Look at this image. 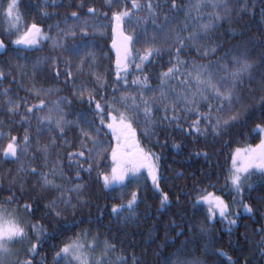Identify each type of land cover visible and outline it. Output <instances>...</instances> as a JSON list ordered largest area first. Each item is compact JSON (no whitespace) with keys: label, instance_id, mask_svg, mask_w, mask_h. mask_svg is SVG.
Segmentation results:
<instances>
[{"label":"trees","instance_id":"obj_1","mask_svg":"<svg viewBox=\"0 0 264 264\" xmlns=\"http://www.w3.org/2000/svg\"><path fill=\"white\" fill-rule=\"evenodd\" d=\"M149 2L152 13L147 7L134 11L132 20H125L124 28L129 35H139V40L132 45L133 57L144 55L150 47H158L161 52L149 56L142 63V71L135 68V64L141 63L139 59L130 61L127 86L122 80H117L110 42L112 13L131 9L130 0H55L54 6L51 0L47 5L45 0H20L23 21L28 25L35 22L43 26L45 32L49 31L48 25L57 21L61 22V28L78 25L79 22L68 18L72 12H77L81 20L89 21L86 34L79 26L73 28L74 37L60 36L53 28L49 34L62 42L63 47L60 48H54L51 40H43L38 48L25 51L12 43L17 35L6 34L8 23L0 16V37L7 44L5 52L0 53V68L6 73L5 78L0 79V130L11 132L18 138L27 131L30 137L28 151L19 153V161L0 156V203L15 194V202L5 206L20 214L26 223L43 229L38 234L31 228L26 229L29 241L37 243L38 247L35 254L29 255L27 249L31 245L26 241L20 260L32 259L33 264H40L41 260L43 264H64L66 261L56 254L65 244L81 241L80 238L85 236L87 239L94 238L97 246H114V250L110 249L104 255V264H119L121 257L124 264H162L164 258L186 240L191 241L187 246L189 254L202 257L206 264H228L226 257L205 252V245L209 244L213 252L222 250L227 253L234 264H264V177L253 174L249 179L253 189L244 190L243 203L252 206L251 214L244 212L239 203H233L237 194L229 182L236 150L255 147L263 139L257 125H264V90L259 84L264 77V0H225L228 11L212 6L220 0H138L142 6ZM89 8L96 9L95 16L89 14ZM44 11L49 13L47 17L43 16ZM216 12H220L221 18L210 20ZM137 18H140L139 23H136ZM210 22L215 26L200 39L197 46H219V51L204 57L185 41L180 58L188 61L189 70L193 60L206 65L214 63L227 52H244L245 58L254 65L251 73L253 80L245 79L241 89L242 102L235 105V110L241 112L239 119L230 121L227 127H220L215 133L203 117L186 111L183 103L177 105L175 112L169 106L165 113L164 102L159 100L161 73L166 72L172 66L170 61L175 60V48L178 46L175 34L181 38L190 32L199 34L202 31L200 25ZM144 32L146 34L140 35ZM153 36L155 40H152ZM73 46H86L82 47V52L94 53L95 60L89 61L85 57L86 62L81 69V58L72 55ZM65 60L69 61L67 65ZM224 63L230 69L234 67L227 59ZM66 67L71 69V77H66ZM96 73L103 77L99 83L95 80ZM145 76L150 87L143 90V95L156 99L155 104H150L153 121L147 126L150 138L142 134L145 125L134 122L133 126L140 146L160 156V187L169 193L171 201L165 209L160 208L151 178L145 172L139 183L132 181L125 188L117 185L104 188L98 172L110 171V149L116 145L115 137L107 129L110 122L107 115L103 127L108 135L98 136L101 144L97 150L101 156L95 160L80 159L78 163L76 157L69 159V154L81 150V128L96 135L85 118H92L97 126L100 125L94 112L95 103L88 102V93L94 95L107 113L109 109L105 107V101L115 103L121 95L136 96L139 102L141 90L132 85V81ZM178 79L169 83L180 92L183 88ZM82 85L85 88L83 97L77 95ZM34 87L53 90L42 97L46 100L67 97L70 101L62 105L65 119L70 122L64 125L63 134L55 125L51 131L43 125L42 130L37 131L36 116L45 113L36 112L29 116L24 106L25 102L28 106L39 102L34 95ZM4 89L9 90L7 95H4ZM206 95H209V102L215 105V98L210 93ZM9 97L20 104L18 114L8 111ZM117 107L120 105L117 104ZM199 112H208L206 103L199 104ZM233 114L234 110L225 106L222 112L214 113L211 124L216 123V116L228 120ZM174 115L179 118L175 122L172 121ZM25 116H29L28 122H22ZM197 119L202 132L196 134L192 131L189 134L191 123ZM53 137L55 146L52 145ZM6 143V140L0 141V145ZM44 145L49 146L46 155L42 151ZM88 146L92 147L91 144ZM89 163L92 164L90 173L85 170ZM21 165L26 171H19ZM53 166L63 173L62 177H55V183L62 185L61 189L45 187L38 175L50 173ZM29 168L36 169L37 174L27 171ZM49 178L53 177L50 175ZM76 184L83 185L79 193L70 191ZM200 189L222 197L228 204L229 212L234 213L228 218L236 220L231 229L218 214L214 219L208 218L207 205L196 202L204 194ZM137 191L139 199L131 218H126L130 215L127 211L119 215L112 213L113 205L126 203L131 198L129 194ZM69 195L71 203L66 204L63 200ZM53 201L56 203L52 204ZM26 203L31 205L27 212L23 209ZM57 212L60 215H56ZM202 228L205 231L202 232Z\"/></svg>","mask_w":264,"mask_h":264},{"label":"snow or ice","instance_id":"obj_2","mask_svg":"<svg viewBox=\"0 0 264 264\" xmlns=\"http://www.w3.org/2000/svg\"><path fill=\"white\" fill-rule=\"evenodd\" d=\"M53 6L55 5V0H51ZM131 9L125 8L123 11H115L112 13V20L114 21L113 32L116 36L119 37L120 43L118 44L116 39H113V47L116 48V77L117 80L123 81L125 86L128 85L129 81L127 79L129 62L139 59L141 63L135 64L137 70L142 69V63L149 59V56L159 55L161 49L158 47H150L146 50L144 55H137L136 57L132 56V45L134 41L139 40V35H127L123 31V25L125 20L131 21L133 18V12L141 10L142 7H147L149 12L152 13V4L151 2L146 5H141L138 3V0H130ZM49 0H45L47 5ZM173 8L176 7L173 2ZM199 6V5H198ZM214 8H223L225 11H228V4L225 0H220L219 3L212 5ZM88 12L90 15H96L95 8H89ZM44 17H47L49 13L44 11ZM106 15V14H105ZM0 16L8 23L7 35H17V39L12 41L15 45L23 46L24 50H30L38 48L42 40H51L53 41L54 48L63 47L62 42L50 35L49 33L53 28L56 29L57 33L60 36L68 37L69 35L75 36L73 28L79 26L81 31L86 34L87 28L89 26L88 20H81L80 15L77 12L70 13V19L79 22L78 25L67 26L66 28L60 27V21H57L54 25H48V32H45L44 27L33 22L28 25L22 19V13L20 11V0H0ZM221 18L220 12H216L214 16L210 17V20H218ZM140 22V18H137L136 23ZM67 25V20L64 21ZM215 25L211 22L208 24H201L200 28L202 31L197 33L190 32L188 36L181 38L178 34H175V43L178 45L175 48V60L170 61L172 66L168 68L166 72L161 73L160 80V97L159 100L164 102V110L167 113L169 106L173 112L176 111L177 105L183 103L186 107L185 110L192 112L198 116L203 117L209 125H211L213 132L220 127H227L229 122H235L239 119L241 112L235 110V105L241 104L242 96V87L244 85L245 79L252 81V69L254 65L250 63L245 58V53L240 52L238 54H232L227 52L224 56L218 57L217 60L209 62V64H199L195 60L191 62V68L188 69V61L182 60L180 58L182 50L185 48V41L191 44L195 51L200 55L207 57L209 55H215L219 51V46L203 45L197 46L199 41L203 36L208 33ZM23 27V31L21 28ZM92 27H96L95 24ZM146 32L141 33L144 35ZM152 40H155V36L152 37ZM6 45L3 39H0V49H5ZM82 47L86 46H73L71 49L72 55L80 57V68L82 69L85 61V57L89 61L95 60V54L92 52H82ZM55 59V58H53ZM227 59L234 67L229 68L228 64L224 63ZM69 61L65 60V65ZM183 69V70H182ZM123 72V76L121 75ZM11 73L9 72L8 75ZM6 73L2 68H0V79L5 78ZM57 75L59 72L57 71ZM66 77H71L72 72L70 68L65 69ZM183 77V79H178ZM103 77L99 74H96L95 80L99 83ZM173 79H178L183 91L177 92L174 88L170 86V81ZM261 90H264V77L259 82ZM132 85L140 89L139 93V102L136 96L131 95H121L115 103H110L105 101V107L109 109L105 113V108L101 106L99 101L95 100L94 95L88 93V102L95 103L94 112L96 118L99 119L100 125L97 126L92 118H85L86 122L90 124L94 129L96 135H93L89 131H85L83 128L80 129L81 140H80V151L69 154V159L73 157L77 158V163L80 159L84 160H95L101 156V152L97 149L99 148L101 141L98 139L100 134L108 135L104 131L105 124V115L110 119V122L107 123V129L111 130V135L115 137L116 146L111 148V160L112 167L109 172H98V176L102 179V183L105 189L111 188L113 185L120 186L121 188L127 187V183L135 181L140 182L141 177L144 176V171L147 172V176L151 178L152 187L154 188L159 200L160 208L165 209L170 205V196L169 193L164 191L160 187L161 175L159 172V160L160 156L152 151H146L140 146L139 141L136 138V128L133 126V123L143 124L145 127L142 129V134L145 138H150L148 125L152 124V107L150 104H155V98H145L143 95V90L148 89L150 86L147 83V77L135 78L132 81ZM251 91V89H249ZM8 89H4V95H7ZM34 95L39 101L38 103L28 106L25 102V110L31 115H35L36 112L45 113L43 115L36 116L37 119V131H41V126H45L47 130L51 131L52 126L55 125L56 129L63 134L64 125L70 123L65 119V114L63 110L64 103H70L67 100V97H62L58 100L51 101L46 100L45 97L53 92L52 89H43V88H33ZM85 88L82 85L80 90L77 92V95L83 97ZM210 93L212 97L215 98L216 104L209 102ZM115 99V98H114ZM264 99V98H262ZM235 102V104H234ZM206 103L208 107L207 113L199 112V104ZM117 104L120 107H117ZM8 111L13 114L19 113L20 104L13 101L11 97L7 99ZM227 106L229 109L234 110V114L229 117L228 120H221L219 116H216V123L211 124V121L214 117V113H219L224 110V107ZM123 109V110H121ZM116 113V115H113ZM29 116L22 117V122H28ZM165 119L167 116L165 115ZM179 118L177 116L172 117V121L175 122ZM261 131H264V125H257ZM194 131L196 134H200L202 129L200 127V120L197 119L193 121L190 125L189 134ZM6 140V145H0V156L4 159H13L19 161V153H26L30 144V137L27 133L23 137L18 138L17 136L11 135V132H4L0 130V141ZM91 144L92 147L88 145ZM52 145L55 146V137L52 138ZM179 147V145H175ZM49 150L48 145L42 146V151L47 154ZM88 154L87 156L85 154ZM200 153H197L199 155ZM206 155V154H205ZM233 168L231 169V174L229 177V182L232 186V190L237 194L236 197H233V203H239L244 212L251 214L253 208L250 204L243 203V194L245 188L252 190L253 184L249 182L250 177L253 174L258 173L261 177H264V139L260 140V143L255 147L248 146L244 149H237L236 154L232 158ZM80 167H83L82 165ZM89 173L92 171V164L89 163L87 169ZM19 171H26L23 165ZM27 171L37 174V170L34 168H29ZM43 185L48 188L61 189L62 185L55 183V177L57 175L63 176L62 171L53 166L50 173H38ZM53 178L50 179L49 176ZM77 178H79V172H77ZM83 188V185L76 184L70 191H75L77 193ZM11 191V189H9ZM203 195H200L197 198V203H204L207 205V215L208 218L214 219L217 214L223 218L226 223L231 226L236 224L235 219H229L230 215L234 213L229 212V206L222 197L216 196L212 192H207L205 189H200ZM130 199L124 204H115L112 206V213L119 215L122 212L127 211L130 215L126 218H131V215L134 214L135 206L138 203L139 193L131 192ZM237 197L239 199H237ZM61 199H63V192L61 193ZM178 199V198H177ZM16 200L15 194L7 197V199L0 203V264H33L32 259L8 261L7 257L13 255V249L11 245L20 243L23 244L25 241H29L28 231L26 229L31 228L37 234L42 231L41 228H37L36 225L31 223H26L23 217H19L16 214L15 210H9L5 205L12 204ZM64 203H71V196L69 195L66 200H63ZM56 201H53L52 204H55ZM24 211H30L31 205L24 204ZM56 215H60V212H57ZM238 215V214H235ZM201 231H205L203 228ZM180 233L179 235H182ZM30 247L27 249L29 255L35 254L37 252V243H31L29 241ZM174 243V241H173ZM191 241H184L181 243L180 247L171 253L169 256L165 257L162 264H206L204 259L188 252V244ZM87 248L90 251H94V244H88ZM114 250V246L110 244L105 245V252L108 250ZM205 252L210 254H215L219 256H224L228 260V264H234L232 258L227 255V253L222 250L212 251L211 245H205ZM58 257H61L66 262L70 264H103L102 260L97 258H92L90 252L86 251V244L80 243L78 240L67 243L64 247L56 254ZM40 264H43V261H40ZM119 264H124L123 258L119 260Z\"/></svg>","mask_w":264,"mask_h":264},{"label":"rangeland","instance_id":"obj_3","mask_svg":"<svg viewBox=\"0 0 264 264\" xmlns=\"http://www.w3.org/2000/svg\"><path fill=\"white\" fill-rule=\"evenodd\" d=\"M17 39V38H16ZM15 39V40H16ZM14 40V41H15ZM43 41V40H42ZM41 44V43H40ZM262 138L264 139V131H262ZM116 146V145H115ZM145 174H147V172L144 170ZM150 178V177H149ZM18 215V214H17ZM20 217V214L18 215ZM81 241H79L80 243H84L86 244V251H89L90 252V256L92 258H97L99 259V257H101L99 260L102 259V257H104V255H106V252H105V246L99 244V246H97V241L94 239V238H91V237H88V239L84 236V237H81L80 238ZM84 239V240H82ZM26 241L23 243V244H20V243H17V244H14V245H11L10 247L13 249V255L7 257V260L8 261H15L16 259H19L21 258V256L24 254L25 252V244ZM88 244H94V247H95V250L94 251H90L88 248H87V245ZM104 260H105V257L104 259L102 260L103 261V264H104ZM65 261V260H64ZM64 264H66V262H64Z\"/></svg>","mask_w":264,"mask_h":264},{"label":"water","instance_id":"obj_4","mask_svg":"<svg viewBox=\"0 0 264 264\" xmlns=\"http://www.w3.org/2000/svg\"><path fill=\"white\" fill-rule=\"evenodd\" d=\"M113 27H114V21L112 23V40L110 42V49H111L112 53L114 54V57H115L114 65L116 67V48L113 47V39H116L118 44L120 43V40H119V37L116 36V34L113 32ZM123 31H124L125 34H127V32L125 31L124 25H123ZM127 35H129V34H127ZM0 39H2V38L0 37ZM4 52H5V49H0V53L1 54L4 53Z\"/></svg>","mask_w":264,"mask_h":264},{"label":"flooded vegetation","instance_id":"obj_5","mask_svg":"<svg viewBox=\"0 0 264 264\" xmlns=\"http://www.w3.org/2000/svg\"><path fill=\"white\" fill-rule=\"evenodd\" d=\"M42 42V41H41ZM5 45H6V47H7V44L5 43ZM16 46H18V45H16ZM18 47H22L23 48V46H18Z\"/></svg>","mask_w":264,"mask_h":264},{"label":"bare ground","instance_id":"obj_6","mask_svg":"<svg viewBox=\"0 0 264 264\" xmlns=\"http://www.w3.org/2000/svg\"><path fill=\"white\" fill-rule=\"evenodd\" d=\"M97 74V73H96Z\"/></svg>","mask_w":264,"mask_h":264}]
</instances>
